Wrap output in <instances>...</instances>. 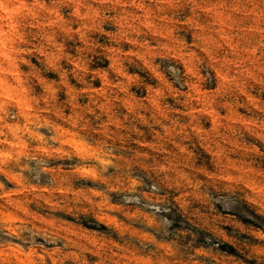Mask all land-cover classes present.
I'll return each instance as SVG.
<instances>
[{
  "label": "clouds",
  "instance_id": "9594fccd",
  "mask_svg": "<svg viewBox=\"0 0 264 264\" xmlns=\"http://www.w3.org/2000/svg\"><path fill=\"white\" fill-rule=\"evenodd\" d=\"M0 264H264V0H0Z\"/></svg>",
  "mask_w": 264,
  "mask_h": 264
}]
</instances>
